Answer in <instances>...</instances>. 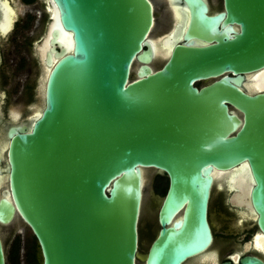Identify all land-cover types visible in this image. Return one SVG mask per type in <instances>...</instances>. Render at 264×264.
<instances>
[{"label":"water","instance_id":"1","mask_svg":"<svg viewBox=\"0 0 264 264\" xmlns=\"http://www.w3.org/2000/svg\"><path fill=\"white\" fill-rule=\"evenodd\" d=\"M186 1L194 12L183 38L205 44L174 43L153 67L148 0H46L40 110L6 131L0 189V228L30 230L40 264H184L212 245L214 172L241 165L252 173L250 200L264 232V94L243 88L245 75L264 69V0H224L214 17L199 0ZM0 9L8 33L12 10L7 1ZM220 19L238 29H218ZM148 171L165 173L168 188L142 256Z\"/></svg>","mask_w":264,"mask_h":264},{"label":"flooded vegetation","instance_id":"2","mask_svg":"<svg viewBox=\"0 0 264 264\" xmlns=\"http://www.w3.org/2000/svg\"><path fill=\"white\" fill-rule=\"evenodd\" d=\"M4 1L8 2L12 10L11 30L8 33L0 32V134L2 130L3 139H6V131L10 127L29 123L28 119L33 113L35 105L40 101L37 90L41 76L45 71L44 56L48 50L49 38L46 43L45 41L51 23V20H49L51 14H49L46 0H0V3ZM148 1L152 5L153 10V24L147 38L154 51L153 66L158 62H165L168 56V49L174 43L185 44L193 42L196 45L205 44L204 41L197 38L188 39L187 41L183 38L188 27H190L189 25H191L192 12H194V7L186 0ZM199 2L204 4L206 16L208 17L217 16L225 10L224 0H199ZM0 14L2 15L1 9ZM227 26L232 27L234 30L238 29L235 24L223 25V19H220L217 23L218 29H223ZM30 28L31 30L26 35L27 37L24 38L27 48L25 50L26 53L21 56L22 58L18 59V65L25 74L22 76L18 73L13 75L10 71L14 72L12 67L15 65V61L7 56L5 52L11 48V44L14 42V37H12L14 31L23 32ZM61 39V43L64 45V37ZM30 73H33L37 80V82L35 81V90L33 89V97L30 96L32 91ZM263 73L264 69L245 75L243 84L245 93L251 96L264 94V86L259 88L254 84L257 78L264 79ZM15 78L24 80V82L21 81L24 92L23 97L27 98V101L25 104H20L17 110L11 111L6 109L10 105L8 104L9 94L7 93L6 85H8V82L14 81ZM251 83L253 84L251 85ZM3 84L4 86L2 87ZM203 85L204 83H198L197 87ZM32 100L35 102L32 103ZM13 112L19 116L16 122L13 119H17V116L10 115ZM1 140L0 168H4L6 166V148L5 144L2 145ZM2 147L4 148L2 149ZM2 151H5L3 159ZM242 166H246V169L241 168ZM4 171L3 169V173ZM153 172V182L156 183V186L150 195L152 217L149 221L152 222L153 230L156 228L159 230L158 201L160 193L163 194V197L166 194L168 177L163 172ZM239 177L246 179L243 180L245 187L241 188L234 183V179ZM253 186L254 180L248 165H241L238 169L236 168L229 172H217L214 175V184L210 193L207 211V220L209 221L213 237L212 245L205 252L186 260L184 264H240V261L245 257L256 258L264 264V232L258 226V215L250 200V191ZM241 197H243L242 201L239 200ZM155 210L157 211L154 217ZM178 218L175 217L172 221H177ZM9 228L11 229L10 233L14 235L24 230L21 227L16 230L12 227Z\"/></svg>","mask_w":264,"mask_h":264},{"label":"rangeland","instance_id":"3","mask_svg":"<svg viewBox=\"0 0 264 264\" xmlns=\"http://www.w3.org/2000/svg\"><path fill=\"white\" fill-rule=\"evenodd\" d=\"M30 29H27L23 32L21 31H14L12 37H14V42L11 44V48L9 50H6L5 54H7V56H9L10 58L14 59L15 61V65L12 67V70L15 72L10 71V73H12L13 75L18 73L21 74V76L24 73L23 70H21L20 66L18 65V59L22 58L21 56L25 55V50L26 48V43L24 38H26L28 35V33L30 32ZM162 62H158L157 64H155L153 67H160L162 65ZM32 68V67H31ZM137 68V65L134 66L133 69V74L135 73V70ZM30 77H31V85H32V91L30 96L33 97V89L35 90V81L37 82V80L35 79V77L33 76V73H30ZM38 78V77H37ZM24 82V80H17L16 78L14 79V81L12 82H8V85H6V89H7V93L9 94V102L8 104L9 107L7 106V110H17L18 106L20 104H25V102L27 101V98L23 97V88H22V82ZM7 84V83H6ZM201 84V83H200ZM4 86V84L2 85V87ZM2 89V88H1ZM3 90V89H2ZM32 103H34L35 101L32 100ZM22 112V110H21ZM16 115L17 119H13L14 122L18 121L19 116L16 113H11L10 115ZM3 132V131H2ZM3 134V133H2ZM3 137V135H2ZM5 141V143L7 142L6 139H2ZM4 153L3 152V156L2 159L4 158ZM154 179V172L153 171H148L146 173V182H145V186L143 189V194H144V200H143V210H142V215H141V219H140V224H139V241H140V245H139V253L144 256L151 244V242L153 241V239L156 237L157 233H158V228L154 229L152 228V222L149 221L152 217V213H151V208H150V195L151 192L153 191L154 187L156 186V183L153 182ZM1 191V190H0ZM163 198V194L160 193V199ZM240 201L243 200V197H241L239 199ZM156 211H154V217L156 214ZM10 226H3L0 228V233L3 236L4 239V243H5V252H6V264H9V262L7 261V256L8 254H10V252L13 250V245L15 243V241H18V253H17V262L18 264H28V255H30L31 253H33V250H35L36 248V252L37 255L38 250L35 244V241L33 239L32 233L30 232V230H28L27 228H25L24 230L19 231V234H11V229L9 228ZM138 264H143L142 260L138 261Z\"/></svg>","mask_w":264,"mask_h":264},{"label":"bare ground","instance_id":"4","mask_svg":"<svg viewBox=\"0 0 264 264\" xmlns=\"http://www.w3.org/2000/svg\"><path fill=\"white\" fill-rule=\"evenodd\" d=\"M47 8H49V7H47ZM12 21V20H11ZM56 27V24H55V22L52 24V26H51V28L53 29V28H55ZM62 37H64V45L61 43V41H62ZM48 38H50V35L48 36ZM47 38V39H48ZM59 39V41H60V43H61V45L62 46H66V48L68 49V46H67V44H68V36L67 35H63V34H61L60 35V37L58 38ZM47 42V40L45 41V43ZM49 42V41H48ZM44 43V44H45ZM47 45V44H46ZM48 49H49V45H48ZM46 52H48V50L46 51ZM168 53V52H167ZM166 53V54H167ZM45 72H47L46 70H45ZM264 74V73H263ZM259 76V75H258ZM263 76V75H262ZM264 77V76H263ZM262 77V78H263ZM253 82V81H252ZM263 82H264V79H261V78H257L255 81H254V84L256 85V87H259V88H263ZM253 83H251V85H252ZM248 89V88H247ZM255 89H257V88H255ZM255 89H252V90H255ZM39 104L40 103H38L37 105H35V107H34V110H33V113L34 112H39V110H40V108H39ZM2 130H1V134H0V139H3V137H2ZM1 142H2V145H4L5 144V148H7V142L5 143V141L4 140H1ZM4 147H2V149H3ZM5 151H6V149H5ZM3 152V151H2ZM1 160V159H0ZM1 163V162H0ZM246 166H242L241 168H244V169H246L245 168ZM3 169L5 170L6 169V166H4V168L3 167H1L0 168V187H2V185H3V183H4V181H5V179H6V174H4L3 173ZM238 169V168H237ZM217 172H214V175L216 174ZM219 173H223V172H219ZM237 175V174H236ZM219 176V175H218ZM235 176V175H234ZM231 178V177H230ZM243 180H246V179H244V177H242V178H238V179H234V183L235 184H237V185H239V187H245V185H244V182H243ZM235 187H236V185H234Z\"/></svg>","mask_w":264,"mask_h":264},{"label":"trees","instance_id":"5","mask_svg":"<svg viewBox=\"0 0 264 264\" xmlns=\"http://www.w3.org/2000/svg\"><path fill=\"white\" fill-rule=\"evenodd\" d=\"M18 244H19L18 241H15L13 245V250L7 256V261L9 262V264H18L17 262ZM27 261L28 264H40L37 256L36 248L35 250H33V253L28 255Z\"/></svg>","mask_w":264,"mask_h":264}]
</instances>
